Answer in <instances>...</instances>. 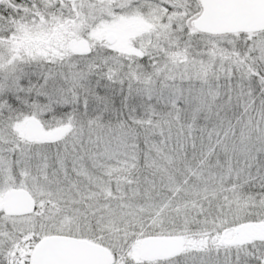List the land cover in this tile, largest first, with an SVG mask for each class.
<instances>
[{
	"label": "snow or ice",
	"instance_id": "obj_1",
	"mask_svg": "<svg viewBox=\"0 0 264 264\" xmlns=\"http://www.w3.org/2000/svg\"><path fill=\"white\" fill-rule=\"evenodd\" d=\"M0 264H264V0H0Z\"/></svg>",
	"mask_w": 264,
	"mask_h": 264
}]
</instances>
